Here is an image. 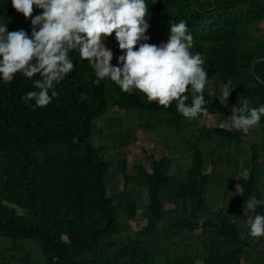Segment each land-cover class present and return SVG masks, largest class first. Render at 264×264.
Instances as JSON below:
<instances>
[{
	"label": "trees",
	"instance_id": "trees-1",
	"mask_svg": "<svg viewBox=\"0 0 264 264\" xmlns=\"http://www.w3.org/2000/svg\"><path fill=\"white\" fill-rule=\"evenodd\" d=\"M146 4L148 43L168 38L170 24H186L190 51L202 55L212 79L204 91L207 112L186 118L175 100L164 107L110 80L94 83L92 65L78 54L47 106L21 99L37 77L0 82V264H264V236L247 234V220L264 215V206L244 211L249 196L264 199V138L256 134L264 117L247 133L230 117L244 100L251 108L264 105V0ZM39 11L34 6L32 15ZM0 22L30 33L31 17L11 0H0ZM113 36L105 44L115 66L121 50ZM228 81L234 89L221 105L215 96ZM111 109L125 113L113 124L120 138L115 165L92 140L102 136L95 121ZM137 129L164 135L171 152L184 139L191 164L172 174L173 157L143 150L147 161H136L130 174L125 149L138 143ZM113 166L122 188L110 189ZM140 216L146 225L137 227Z\"/></svg>",
	"mask_w": 264,
	"mask_h": 264
},
{
	"label": "clouds",
	"instance_id": "clouds-1",
	"mask_svg": "<svg viewBox=\"0 0 264 264\" xmlns=\"http://www.w3.org/2000/svg\"><path fill=\"white\" fill-rule=\"evenodd\" d=\"M11 5L31 17V27L30 33L22 28L9 31L0 22V82L13 81L15 74L37 77L31 80L34 90L21 98L25 104L47 106L58 95L56 85L74 69L73 54H78L92 65L94 83L110 80L122 92L138 91L164 107L175 100L176 111L186 118L207 112L204 91L212 79L202 67V55L190 51L191 33L181 21L169 25L166 42L148 43L146 0H11ZM34 6L41 11L33 16ZM109 36L121 50L115 66L113 51L105 44ZM233 89L231 81L219 86L215 97L221 105H227ZM261 117L264 105L251 108L244 100L232 114L231 126L247 133ZM257 206H264V199L249 196L244 211L255 213ZM249 221L247 234L264 236V215L255 214Z\"/></svg>",
	"mask_w": 264,
	"mask_h": 264
},
{
	"label": "rangeland",
	"instance_id": "rangeland-1",
	"mask_svg": "<svg viewBox=\"0 0 264 264\" xmlns=\"http://www.w3.org/2000/svg\"><path fill=\"white\" fill-rule=\"evenodd\" d=\"M263 31H260V33H263ZM167 36L166 34H161L159 38V44L162 42L167 41ZM235 113V111L232 112V114ZM230 115V117L232 116ZM125 113L122 111L116 110V109H111L107 113V117L104 119H99L95 121V124L97 125V130H102V136L100 133L94 134L92 137L93 143L95 146L102 145L104 147V152L107 156V158L112 161V163L115 165L117 161V144L119 143V136H113V124L115 118H124ZM135 122V121H134ZM134 122L131 125H133ZM224 123L225 120H220L217 121L215 125ZM109 124L112 125V127H109ZM125 128V126H123ZM160 133V131H158ZM157 132V133H158ZM256 134L259 136H262L264 138V128L262 127H257L256 128ZM136 137L138 138V143L128 146L125 149V152H127V156L129 157L128 161V171L130 174L134 173V163L136 161H141L145 163L147 161L146 155L143 153V150L156 158H160L164 155H169L173 157V166H172V174H177L181 168H183L186 165H190L192 161V155L190 152H188V143L184 140L181 139L175 146L173 145V152L165 149L163 145V137L164 135L159 134L156 135L154 132H147L143 129H137L136 130ZM170 136H167L169 138ZM192 141H194L192 139ZM244 148L248 149V145L244 144ZM112 176L109 179V185L110 189H113L116 184L120 185V188H122L121 184V177L116 174L114 171V166L112 168L111 172ZM243 175L246 176V170L242 173ZM19 213H23V210L18 208ZM250 221L249 219L247 220V224H249ZM134 225V224H133ZM146 225V221L140 216L139 217V224H137V227L139 226H144ZM136 226V225H134ZM4 247L5 245L0 244V254L4 252ZM34 258H38V255L35 254Z\"/></svg>",
	"mask_w": 264,
	"mask_h": 264
}]
</instances>
